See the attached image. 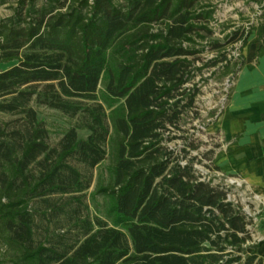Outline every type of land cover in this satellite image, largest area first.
Masks as SVG:
<instances>
[{
	"label": "trees",
	"instance_id": "obj_1",
	"mask_svg": "<svg viewBox=\"0 0 264 264\" xmlns=\"http://www.w3.org/2000/svg\"><path fill=\"white\" fill-rule=\"evenodd\" d=\"M218 1L12 2L0 114L20 124H0V264H264L253 217L191 154L199 81L234 79L249 42L264 54V21L215 36ZM39 107L69 121L54 144Z\"/></svg>",
	"mask_w": 264,
	"mask_h": 264
},
{
	"label": "crops",
	"instance_id": "obj_2",
	"mask_svg": "<svg viewBox=\"0 0 264 264\" xmlns=\"http://www.w3.org/2000/svg\"><path fill=\"white\" fill-rule=\"evenodd\" d=\"M255 36L253 32L249 40ZM257 50L256 42L244 47V65L233 80L225 108L211 123L221 138L212 162L221 174L244 184L264 225V54L258 55ZM258 253L264 257V240Z\"/></svg>",
	"mask_w": 264,
	"mask_h": 264
},
{
	"label": "rangeland",
	"instance_id": "obj_3",
	"mask_svg": "<svg viewBox=\"0 0 264 264\" xmlns=\"http://www.w3.org/2000/svg\"><path fill=\"white\" fill-rule=\"evenodd\" d=\"M3 0H0L2 2ZM14 0H6V2L0 4V19L9 16L12 13L10 8ZM264 0H219L217 3V9L215 13V21H213V27L215 29V36L222 39L225 30L226 32L244 26L249 28L253 25H257L259 21L264 20L262 13L264 11ZM239 44H235L231 47L230 55H235L239 50ZM235 52V54H234ZM214 53H208V57H212ZM206 57V56H205ZM16 62L0 64V71L13 66ZM211 70H205V76L210 77ZM227 77H219L218 75L212 76L209 81H199L202 87V93L197 99V109L200 117L193 120V125L196 126L194 139L199 144V148L192 150L191 154L197 155L198 160L195 162L196 168L202 172L205 176H213L216 183H223L232 189V199L237 200L243 204L244 209L254 219V224L251 227L254 239L259 243L264 240V236L261 235L264 225L259 221V208L253 209L251 201L253 200L252 194L246 189L244 184L235 177H228L221 174L219 171L210 169V151L217 145L221 144V138L217 132L212 131V122L223 111L225 98L228 91L231 89L227 87ZM211 112H215L214 116H211ZM39 119L45 121L46 125L52 130L51 142L54 144L58 139V130L62 126H68L69 121L62 116L59 112L47 107L38 108ZM0 124L9 125L10 127L20 124L19 116L0 114ZM194 130H191L193 133ZM88 134L87 131H79V135L85 137ZM178 143H182L178 140Z\"/></svg>",
	"mask_w": 264,
	"mask_h": 264
},
{
	"label": "built area",
	"instance_id": "obj_4",
	"mask_svg": "<svg viewBox=\"0 0 264 264\" xmlns=\"http://www.w3.org/2000/svg\"><path fill=\"white\" fill-rule=\"evenodd\" d=\"M237 50H239V46H238V49H237ZM234 54H235V52H234ZM239 54H240V51H238L237 54H235V56H238ZM233 80H234V79H230V77H229V79L226 81V85H227V87H230V86L232 87ZM229 92H230V90L228 91V94H229ZM228 94H227V96H226V98H225L226 102H225L224 105H223L224 108H225L226 103H227V100H228Z\"/></svg>",
	"mask_w": 264,
	"mask_h": 264
}]
</instances>
